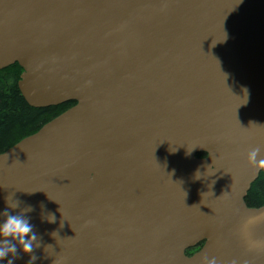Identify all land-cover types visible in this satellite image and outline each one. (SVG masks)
I'll use <instances>...</instances> for the list:
<instances>
[{
  "label": "water",
  "instance_id": "1",
  "mask_svg": "<svg viewBox=\"0 0 264 264\" xmlns=\"http://www.w3.org/2000/svg\"><path fill=\"white\" fill-rule=\"evenodd\" d=\"M15 63L31 106L75 104L0 153V223L37 235L0 264H264V0H0Z\"/></svg>",
  "mask_w": 264,
  "mask_h": 264
},
{
  "label": "trees",
  "instance_id": "2",
  "mask_svg": "<svg viewBox=\"0 0 264 264\" xmlns=\"http://www.w3.org/2000/svg\"><path fill=\"white\" fill-rule=\"evenodd\" d=\"M22 71L18 63L0 70V153L75 104L67 102L46 108L31 106L18 87ZM245 200L250 207L264 205V170L252 184Z\"/></svg>",
  "mask_w": 264,
  "mask_h": 264
},
{
  "label": "clouds",
  "instance_id": "3",
  "mask_svg": "<svg viewBox=\"0 0 264 264\" xmlns=\"http://www.w3.org/2000/svg\"><path fill=\"white\" fill-rule=\"evenodd\" d=\"M244 93L247 95V88H243ZM247 103V99L246 102ZM244 103V104H245ZM192 151H188L187 154L190 155ZM247 160L250 165L259 170H264V156H261V149L259 147L253 148L247 154ZM199 171L196 173V178ZM15 194H9L5 197V202L11 208H17L19 202L13 199ZM31 206L26 208L24 211H31ZM6 219L0 223V261H3L10 253L13 258H18V247L23 253L31 254L33 252V245L37 241V235L33 231V226L31 225L28 218L22 214H10L7 210L4 213ZM49 222H55V215L49 216ZM54 235V233H53ZM37 246H39L37 244ZM38 258L34 255L30 256L28 264H35ZM7 264H14L13 259L7 260Z\"/></svg>",
  "mask_w": 264,
  "mask_h": 264
}]
</instances>
